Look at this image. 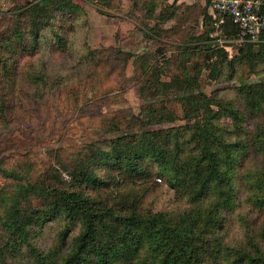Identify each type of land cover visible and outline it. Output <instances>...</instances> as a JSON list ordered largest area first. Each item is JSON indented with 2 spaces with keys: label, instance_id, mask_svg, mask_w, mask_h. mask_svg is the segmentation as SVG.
<instances>
[{
  "label": "rangeland",
  "instance_id": "374dc122",
  "mask_svg": "<svg viewBox=\"0 0 264 264\" xmlns=\"http://www.w3.org/2000/svg\"><path fill=\"white\" fill-rule=\"evenodd\" d=\"M26 1L0 0V35L15 28V17L24 11ZM137 1L70 0L73 9L62 20L63 46L50 51V45L21 57L24 74L17 93L0 94L3 169L29 177L35 184L54 186L49 175L61 172V166L78 167L99 152L112 155L121 151L126 155L130 150L126 141L123 146L112 147L111 142L119 137L127 139L152 131L162 135L167 128L191 125L183 118L174 96L176 90L165 93L157 85L180 78L185 68L191 76L198 74V86L207 98L224 107L212 105L219 115L216 125L227 140L244 143L256 126H264V53H260L264 45H254L242 54L236 46L240 43L227 38L218 27L211 30L210 18L203 22L193 11L185 21L176 17L161 28L155 19L143 17ZM167 1L196 7L197 13L206 4V0ZM190 1L193 4H188ZM259 1L264 4V0ZM211 53L213 57L207 61ZM251 94L259 104L249 101ZM224 109L235 111L237 119L225 116ZM163 139L160 142L164 143ZM181 152L179 158L192 155L185 144ZM147 163L148 159L141 161L143 166ZM113 164V169H97L105 181L121 171L123 164ZM161 171L158 166H148L151 178L139 188L143 195L141 211H190L188 196L171 189ZM262 171L264 153L245 149L236 165L235 211L227 215L223 230L231 243L244 238L257 216L246 204L248 193L239 177ZM124 176L108 189L128 191L140 186ZM17 183L0 173V219L5 213L4 199ZM96 191L83 189L90 195ZM44 197L33 198L32 205ZM57 230L56 225L44 228L35 246L41 250L51 247Z\"/></svg>",
  "mask_w": 264,
  "mask_h": 264
},
{
  "label": "trees",
  "instance_id": "16d2710c",
  "mask_svg": "<svg viewBox=\"0 0 264 264\" xmlns=\"http://www.w3.org/2000/svg\"><path fill=\"white\" fill-rule=\"evenodd\" d=\"M137 2L143 17L155 19L161 28L176 17L185 21L192 11L203 22L210 18L211 30L220 19L217 13L208 15L207 0L200 13L196 7L177 5V1ZM72 9L70 0L26 1L24 11L20 10L15 17V28L0 35V94L17 93L19 78L24 74L20 68L22 56L39 53L50 45V51L63 46L62 20ZM218 28L232 41L241 37L240 29L230 19ZM263 39L264 34L255 44L244 38L236 45L238 52L243 54L254 45H264ZM218 52L224 55V49ZM260 53H264V48ZM212 57L213 53L207 61ZM183 72L180 78L157 85L165 93L176 90L174 96L183 118L191 122L185 128H167L162 135L152 131L127 139L119 137L111 142L112 147L123 146L121 143L126 141L130 147L126 155L121 151L112 155L99 152L78 167L61 166V172L49 175L54 186L35 184L29 177L8 172L0 161V173L18 182L4 199L0 264H264V171L239 177L248 193L246 204L257 215L249 231L234 243L223 231L227 215L236 207V165L245 149L264 153V126H256L244 143L227 140L216 125L218 111L212 109L214 104L222 105L213 103L200 90L198 74L191 76L186 68ZM253 98V94L249 95L252 104L260 103ZM224 112L232 120L237 119L235 111L224 109ZM162 139L164 143L160 142ZM184 144L192 155L179 158ZM143 159H148L147 166L141 164ZM113 162L123 164L121 171L112 170L114 175L105 181L97 169H113ZM150 165L162 169L161 175L171 189L188 196L190 211H141L143 195L139 191L143 181L151 178ZM123 174L140 186L110 191L109 186L124 180ZM86 188L97 190L96 195L83 192ZM39 196H45L43 203L32 205L33 198ZM49 225L58 227L57 238L51 247L41 250L35 246V239Z\"/></svg>",
  "mask_w": 264,
  "mask_h": 264
},
{
  "label": "built area",
  "instance_id": "2783aa9c",
  "mask_svg": "<svg viewBox=\"0 0 264 264\" xmlns=\"http://www.w3.org/2000/svg\"><path fill=\"white\" fill-rule=\"evenodd\" d=\"M263 6L259 0H210L209 13L220 16L214 27L225 24L227 19L238 26L241 37L236 43L241 44L244 38L255 43L264 34Z\"/></svg>",
  "mask_w": 264,
  "mask_h": 264
},
{
  "label": "crops",
  "instance_id": "0c3cea01",
  "mask_svg": "<svg viewBox=\"0 0 264 264\" xmlns=\"http://www.w3.org/2000/svg\"><path fill=\"white\" fill-rule=\"evenodd\" d=\"M168 3H170V2L168 1ZM190 3L193 4L192 1H190L188 4H190ZM177 4H179V3L177 2ZM191 4H190V5H191ZM186 6H188V5L186 4Z\"/></svg>",
  "mask_w": 264,
  "mask_h": 264
},
{
  "label": "water",
  "instance_id": "95a60500",
  "mask_svg": "<svg viewBox=\"0 0 264 264\" xmlns=\"http://www.w3.org/2000/svg\"><path fill=\"white\" fill-rule=\"evenodd\" d=\"M207 2L209 3V2H210V0H207Z\"/></svg>",
  "mask_w": 264,
  "mask_h": 264
}]
</instances>
